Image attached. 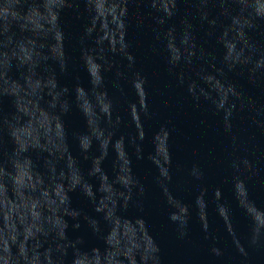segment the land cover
Returning a JSON list of instances; mask_svg holds the SVG:
<instances>
[{
    "label": "water",
    "instance_id": "1",
    "mask_svg": "<svg viewBox=\"0 0 264 264\" xmlns=\"http://www.w3.org/2000/svg\"><path fill=\"white\" fill-rule=\"evenodd\" d=\"M0 264H264V0H0Z\"/></svg>",
    "mask_w": 264,
    "mask_h": 264
}]
</instances>
